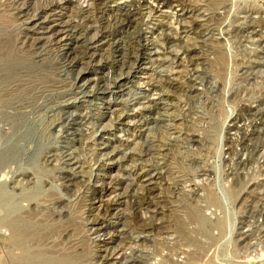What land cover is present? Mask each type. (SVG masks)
<instances>
[{"label":"rangeland","instance_id":"1","mask_svg":"<svg viewBox=\"0 0 264 264\" xmlns=\"http://www.w3.org/2000/svg\"><path fill=\"white\" fill-rule=\"evenodd\" d=\"M139 1L103 0L96 11L91 0H73L71 8L60 4L56 9L49 5L54 0H25L28 18L13 23L0 16V63L5 64L0 66V264L62 263L45 255L27 262L29 251L20 244L18 226L8 220L19 214L36 216L46 221V230L53 229L41 245L49 254L66 251L73 237H88L101 251H111L120 241L122 250L111 264L134 259L171 264L163 258L176 255L175 222L198 231L189 209L198 210L213 231L210 257L200 264H264V0L216 5L174 0L167 8ZM4 2L15 11L22 6L20 0H0V10ZM39 5L46 13L32 16ZM80 8H91L89 17L105 25L113 48L96 46L78 74L69 69L67 58L84 42L85 31H78L79 40L68 37L58 45L47 27L74 25L73 14ZM182 16H191L189 23ZM161 27L169 39L157 45L161 35L156 28ZM21 31L35 46L21 45ZM215 40L224 62L216 61ZM84 77L98 78L105 92ZM124 114L146 125L118 124V115ZM148 134L158 151L130 160V152ZM101 136L114 138L111 145L127 151L98 150ZM131 137L139 142L136 147L129 141L124 145ZM135 217L162 222L164 228L143 233L135 228ZM193 236L210 239L196 232Z\"/></svg>","mask_w":264,"mask_h":264},{"label":"bare ground","instance_id":"2","mask_svg":"<svg viewBox=\"0 0 264 264\" xmlns=\"http://www.w3.org/2000/svg\"><path fill=\"white\" fill-rule=\"evenodd\" d=\"M7 1V0H6ZM21 2L19 3V4H21L20 6L21 7H17L16 9H17V11H15V8L13 7V4H10V3H7V2H4L3 3V6H4V8H3V13H1L0 14V16H1V18H4V19H6V20H8V22H13V23H15V22H17V21H19V20H21L22 18H24V19H26V18H28V13H27V8H28V3L27 2H25V0H20ZM44 1V0H43ZM72 1L73 0H54V3H51V4H49L50 5V7L52 8V9H56V8H59L60 6V4H66V6H68V7H70V6H73L72 5ZM172 1H174V0H153V2H157L158 4L160 3H162V5H163V7L165 6L166 8H167V6H170L171 5V2ZM180 2H179V4L180 3H182L181 2V0H179ZM212 1V3H213V5H216V4H218V3H221L222 2V0H211ZM63 2V3H62ZM91 2H92V10L93 9H95L96 11L98 10V6L103 2V0H91ZM178 2V1H177ZM224 2V1H223ZM139 3H140V5L141 6H145V5H147V4H149V2L148 1H146V0H140L139 1ZM156 3V4H157ZM185 3V2H184ZM183 3V4H184ZM74 4V3H73ZM151 5H153L152 3H150ZM75 5V4H74ZM1 6H2V4H1ZM76 6V5H75ZM73 7L74 9L76 8V7ZM150 6V5H149ZM149 6L147 7V8H149ZM154 6V5H153ZM179 6V5H178ZM23 7H26L25 9H23ZM38 7V8H37ZM35 9H34V12H33V15L32 16H39L40 14H45L46 12H45V10L46 9H44L43 8V6H37ZM124 7V6H123ZM71 8V7H70ZM91 8H89V9H83V8H80V10L78 11V12H75L74 14H73V16H74V18H76L77 19V22H75V24L74 25H72L71 23L70 24H68V25H66V26H64L63 28H60V29H58V28H50V27H47V29H49V38H50V40L51 41H53V42H55L56 44H61L62 42H64V41H66L67 40V38L69 37L70 39L69 40H71V41H74V39L75 40H79L80 39V37H79V32L78 31H85V35H83V43H80V44H76L74 47H73V49H71V50H73L71 53H69L68 54V58H67V61H68V67H69V69H71V70H77V72H78V74H81V72L83 71L82 69H83V66L84 65H88L91 61L89 60V59H91L92 57H94V52H95V50H96V46H98V45H101V47H103V46H106L107 48L109 47L110 49H112L113 48V46H112V38H109V36L107 37L105 34H106V32H104V30L106 29L105 28V25H103L102 24V22H100V21H98V20H96V19H94L93 17L92 18H90L89 16L92 14V11H91ZM119 8L120 7H117L115 10H119ZM121 8H122V6H121ZM151 8V7H150ZM154 8V7H153ZM152 8V12H153V9ZM158 8H160V7H158ZM169 8H171V7H169ZM173 8V7H172ZM162 9V8H161ZM0 10V11H1ZM49 10V9H48ZM123 10H124V8H123ZM157 10H160V9H157ZM119 11H121V10H119ZM155 12V11H154ZM153 12V13H154ZM161 12H163L162 10H161ZM94 13V12H93ZM125 13V12H124ZM156 13V12H155ZM120 14V13H119ZM131 13H128V14H125V16L127 17V22L128 23H131V20L129 19V15H130ZM162 14V13H161ZM118 15V14H117ZM123 15V14H122ZM181 17V16H180ZM182 17H184V16H182ZM191 17V16H190ZM190 17H184V20H185V22H186V20H191L190 19ZM194 17V16H193ZM193 17H192V20H193ZM257 17H259V16H257ZM256 17V18H257ZM255 17H253V22H255L254 19ZM261 18V17H260ZM122 19V18H121ZM124 19V18H123ZM183 19V18H182ZM184 20H180L181 22H182V24H183V22H184ZM196 20V21H195ZM200 20V19H199ZM198 20H197V18H195L194 19V23L195 22H197ZM250 21H251V18H250ZM252 21L250 22V24H251V26H253V24H252ZM260 21H262V20H260ZM184 22V23H185ZM188 22V21H187ZM186 22V23H187ZM189 23V22H188ZM259 23V22H258ZM181 24V25H182ZM254 24H256V22L254 23ZM160 25V24H159ZM190 25H193L192 23L190 24ZM202 25V24H201ZM182 26H185L184 24L182 25ZM186 26H188V28H187V30H189V24H187ZM195 26V25H194ZM256 26H257V24H256ZM163 27V26H162ZM161 27V29H159V28H156L157 29V31L159 32L158 34H160L161 35V37H158V39H156V42L155 43H157V45H159V44H162V42L161 43H159V41L158 40H161L162 38H167V39H169V35H168V37H164L163 36V34H162V31H163V28ZM193 27V26H192ZM198 27V26H197ZM254 27V26H253ZM183 28V27H182ZM186 28H184V29H186ZM196 28V27H195ZM160 30V31H159ZM183 30V29H182ZM184 31V30H183ZM186 31V30H185ZM184 31V32H185ZM190 31H193V30H190ZM194 31H196V29H194ZM82 33V32H81ZM89 34H91V35H89ZM159 35V36H160ZM200 35V34H199ZM80 36H82V35H80ZM201 36V35H200ZM172 38V37H171ZM196 38V37H195ZM198 38V37H197ZM81 39H82V37H81ZM143 40V39H142ZM165 40V39H164ZM29 41H30V39H29V37H28V32L27 33H24V31H21V33H20V43H21V45L23 46V47H26V45L27 46H35L34 44H35V40H33L31 43H30V45H28V43H29ZM112 41V42H111ZM115 43L117 42V41H114ZM218 43L219 42V40H215V43ZM76 43V42H75ZM115 43H113V44H115ZM159 43V44H158ZM217 43L213 46V50L216 52V61L217 62H221V61H223L224 60V54H223V51H221L222 49H221V45L219 46V44L217 45ZM142 44H143V42H142ZM150 44V43H149ZM154 44V43H153ZM194 44V43H193ZM212 44V43H211ZM144 45V44H143ZM161 46H163V45H161ZM191 46H193V45H191ZM196 45L194 44V48L196 49V48H198V47H195ZM1 45H0V49H1ZM116 47V46H115ZM194 49V50H195ZM191 50V49H190ZM193 50V49H192ZM35 51V50H34ZM188 51H189V49H188ZM189 52H191V51H189ZM126 53V52H125ZM1 56V55H0ZM3 58L4 57H0V62H3ZM195 59V58H194ZM166 60H168V59H166ZM191 60H193V59H191ZM164 61V60H163ZM189 61V60H188ZM197 61V59L195 60V63H197L196 62ZM224 62V61H223ZM160 63V62H159ZM1 64V63H0ZM180 64H181V62H180ZM192 64H194L193 63V61H192ZM2 65L3 66H5V64H1L0 66L2 67ZM1 69V68H0ZM2 70H3V68H2ZM2 70H0V71H2ZM35 73V72H34ZM172 73V72H171ZM174 73H175V71H174ZM8 74V73H7ZM33 74V73H32ZM15 74H13V76H14ZM34 75V74H33ZM41 76V75H40ZM37 77V76H36ZM39 78V77H38ZM85 78V77H84ZM8 79V78H7ZM169 79H170V76H169ZM85 80L87 81V82H93L94 81V83L96 84H99L98 85V87L97 88H99L98 90H99V92H103L106 88L103 86L102 87V85L99 83V79L97 78L96 80L94 79V78H91V77H88V78H85ZM168 80V79H167ZM170 80H172V79H170ZM169 81V80H168ZM173 81V80H172ZM170 82V81H169ZM27 83V82H26ZM172 83V82H171ZM97 84H96V86H97ZM153 84V83H152ZM173 84H175V82L173 83ZM19 85V84H18ZM101 85V86H100ZM151 85V84H150ZM116 86V85H115ZM152 86V85H151ZM158 86H154L153 88H154V90H158V88H157ZM95 92V91H94ZM105 92V91H104ZM160 95V94H159ZM177 98V97H176ZM158 102V101H157ZM159 103V102H158ZM161 103V102H160ZM162 104V103H161ZM157 108V107H156ZM163 108V107H162ZM158 109V108H157ZM111 113V112H110ZM148 114V113H147ZM125 115V114H124ZM115 116V115H114ZM113 116V117H114ZM119 117L117 118V120H118V124H120V125H124V126H135V127H139L140 129L142 128V127H144L146 124L145 123H143V124H139V122L137 123V122H135L134 121V117H135V115L133 116V115H125V116H123L122 115V117H120V115H118ZM117 120H116V122H117ZM112 123V122H111ZM141 123V122H140ZM240 125V124H239ZM134 129V128H133ZM122 130V129H121ZM141 131V130H140ZM146 131V130H145ZM109 134V133H108ZM146 135V134H145ZM135 136V135H134ZM101 137H103V136H101ZM100 137V138H101ZM125 137V136H124ZM145 137V136H144ZM114 138H111V137H109V136H107V137H103V139H101L100 141H102L101 143H99L100 145H98V150L99 149H103V148H108V147H111L112 148V151L111 152H109V149L107 150V152H109V153H112L113 152V154L115 153V152H118V151H120V147H118V146H116V144H115V146H114V144H113V146L111 145V143H112V140H113ZM145 140H144V143L142 144V145H140V147L139 148H136V149H134V152H130L131 154H130V156H129V159L130 160H134V159H136V158H140L145 152H151V151H158V147H157V145H156V142H155V138H154V136L153 135H147L146 136V138H144ZM125 141H126V143L124 144V145H126V144H128L127 142L129 141V142H131V143H133L134 144V146L136 147L137 146V144H139V142H136V138H134V137H131V139L130 138H125L124 139ZM124 142V141H123ZM120 145H122V143H120ZM127 146V145H126ZM121 148H124L123 146L121 147ZM105 149V150H106ZM125 149V148H124ZM126 150V149H125ZM127 151V150H126ZM125 151V154L126 153H128V152H126ZM124 153V152H123ZM125 154H124V159H125ZM47 155V154H46ZM49 155V154H48ZM108 155H110V154H108ZM52 156V155H51ZM50 156V157H51ZM117 156V155H116ZM46 157V156H45ZM110 157V156H109ZM47 159V158H46ZM49 159H51V158H49ZM48 159V160H49ZM110 159V158H109ZM111 159H112V157H111ZM141 159V158H140ZM47 160V161H48ZM138 160V159H137ZM109 161H111V160H109ZM129 161V160H128ZM114 162H116V161H114ZM111 163V162H110ZM41 171H42V169H41ZM43 171H45V169H43ZM146 174H147V172H146ZM144 175V174H143ZM148 175V174H147ZM140 176V175H139ZM111 177V176H110ZM146 177V176H145ZM145 177H144V179H142V180H145ZM148 177V176H147ZM146 177V178H147ZM152 178V177H151ZM109 182H111L110 180H109ZM155 182V181H154ZM147 183H149V182H147ZM151 183H153V182H151ZM110 184H112V183H110ZM106 185H107V183H106ZM155 185V184H154ZM111 186V185H110ZM109 186V187H110ZM108 187V188H109ZM112 187V186H111ZM110 187V188H111ZM154 187V186H153ZM152 187V188H153ZM103 188V187H102ZM105 188V187H104ZM107 188V187H106ZM109 188V189H110ZM151 188V187H150ZM151 188V189H152ZM149 189V188H148ZM155 189H156V187H155ZM143 190H144V188H143ZM146 191H148V190H146ZM149 192V191H148ZM147 194V193H146ZM148 195V194H147ZM153 195V194H152ZM145 196V195H144ZM148 196H151V195H148ZM159 195H157L156 196V198L158 197ZM139 197V196H138ZM138 197H136V200H138L137 198ZM146 197V196H145ZM153 197V196H152ZM154 197H155V195H154ZM159 197H161V196H159ZM119 198V197H118ZM124 198V197H123ZM143 198V197H142ZM148 199V198H147ZM146 199V200H147ZM150 199H151V197H150ZM158 199V198H157ZM208 199L211 201V202H215V199L213 198V196H210V195H208ZM109 201H110V199H108ZM108 200H106V201H108ZM112 200V199H111ZM120 200V199H119ZM136 200H134V201H136ZM140 200V199H139ZM142 200H144V199H142ZM146 200H145V202H146ZM152 200H154V199H152ZM151 200V201H152ZM112 201H115V200H112ZM150 201V202H151ZM139 202V201H138ZM142 202H144V201H142ZM141 201H140V203H142ZM144 202V203H145ZM147 202H149V201H147ZM146 202V203H147ZM154 202V201H153ZM109 203V202H108ZM112 203V202H111ZM119 203V202H118ZM122 203V202H121ZM136 203V202H135ZM155 203H157V201H155ZM106 204V203H105ZM115 204V203H114ZM137 204V203H136ZM143 204V203H142ZM152 204H154V203H152ZM111 205V204H110ZM137 205H139V204H137ZM137 205H136V207H137ZM141 205V204H140ZM149 205V204H148ZM148 205H146V206H148ZM155 205V204H154ZM157 205V206H156ZM155 206L156 207H158V205L159 204H156ZM145 206V207H146ZM155 206L153 207L154 209H155ZM108 207V206H107ZM135 207V206H134ZM143 207V206H142ZM109 208V207H108ZM141 208V207H140ZM153 208H151V211H153L152 209ZM160 208H161V206H160ZM105 209V208H104ZM103 209V210H104ZM107 209V208H106ZM110 209V208H109ZM112 209V208H111ZM147 209V208H146ZM145 209V210H146ZM157 209V208H156ZM159 209V208H158ZM119 209H117L116 211H118ZM136 210H138V208L136 209ZM135 210V211H136ZM147 210H149V209H147ZM160 210V209H159ZM105 211V210H104ZM150 211V212H151ZM155 211V210H154ZM153 211V212H154ZM157 211V210H156ZM161 211V210H160ZM160 211H159V213H160ZM115 212V211H114ZM112 213V211H111V213L112 214H115V213ZM139 213V211H136V213ZM105 213V212H104ZM107 213V212H106ZM108 213H109V211H108ZM155 213V212H154ZM154 213H152L153 215H155ZM198 213H199V211L198 210H196V209H189L188 210V214H189V217L188 218H190L189 220L190 221H192V222H195L194 224V226H197V230L198 231H196V227L195 228H193V230L194 231H192V232H189V231H187L186 229L187 228H185V225L184 224H181V222H179V221H176L175 222V224H174V227H173V230L175 231V234H176V236H178V237H176V238H179V240H177V241H179V243H177V242H175V243H177L176 245H179L180 243V245L182 246L183 245V247L181 248V247H176V245H175V247L174 248H172V250H175V253H176V255H167V256H165L163 259H165V260H167V261H169L171 264H200L202 261H204V260H207L208 259V256H209V252H210V250H211V248H212V246H213V238H211V236H209V232L211 231L212 232V234H213V231H212V229L210 230V228H212L210 225H209V222H208V220H204V219H202V218H200L199 217V215H198ZM118 215V214H117ZM134 215H135V213H134ZM157 215H158V213H157ZM161 215V214H160ZM11 216V215H10ZM13 216V215H12ZM11 216V218L9 217L8 218V220H9V224L11 223V225H14V227L15 226H18V227H16V228H18V235H19V237L18 238H20V244L21 245H23L24 246V249H26V250H28L29 251V253L28 252H26V255L24 256L26 259H27V262H29L30 260H32V259H34V258H37V257H39V256H43V255H45V256H48V258H50L51 259V261H52V259H55V260H57V261H55L54 260V262H62V263H66V264H108V262H109V264H111L110 263V261L111 260H113V257H114V255L116 254V252L118 251V250H122L121 249V247H119V243H120V241L118 242V245H116L114 242V244H115V246H113V248H112V250L110 251H107V248H106V250H102L101 251V249L99 250V248L97 247V249H96V246L94 245H92V241L90 240V238H85V239H81V240H78V238H74L73 237V239H72V241H70V244H69V246H68V249L66 250V251H64L63 253H58L57 254V252L56 253H51V254H49L48 252L49 251H47V252H44V250L42 249V246L41 245H43V242L45 241V239H46V237H47V235H49L50 233H53V232H51L53 229H51V231L50 230H46L47 229V225H46V221L44 222L43 220H37V219H35V217L36 216H34V217H32L31 215L29 216V215H23V214H19V215H16L17 217H12ZM15 216V215H14ZM120 215H118V217H119ZM136 216H137V214H136ZM140 216V215H139ZM105 217V216H104ZM117 217V216H116ZM134 217V216H133ZM132 217V218H133ZM154 217H156V216H154ZM132 218H131V220H132ZM158 218V217H157ZM161 218V217H160ZM129 219V218H128ZM134 219H136V217L134 218ZM145 219V218H144ZM159 219V218H158ZM134 223H135V221H138L137 219L134 221V220H132ZM145 221H147V220H145ZM144 220H141V218H140V220L136 223V224H134L135 225V228H137L138 230H140L141 232H143V233H150V232H152L153 230H155V229H157V228H161V227H163L164 228V225L163 224H155V223H146ZM153 222V221H156V219L155 220H150V222ZM159 222H160V220H159ZM191 222V223H192ZM157 223H158V221H157ZM197 224V225H196ZM211 224V223H210ZM213 227H215L214 225H213ZM216 228V227H215ZM55 229V228H54ZM98 229L99 230H102V227L100 228V227H98ZM123 229V228H122ZM134 229V228H133ZM17 230V229H16ZM214 230V229H213ZM122 231V230H121ZM136 231V230H135ZM159 231V230H158ZM191 231V230H190ZM194 232H196V233H200V234H203L206 238H210L212 241H201V240H198L196 237H194L193 236V233ZM110 233H112V232H110ZM16 234V233H15ZM124 235H123V237L125 236V233H123ZM120 236H122V235H120ZM119 236V238H120V240H122L123 239V237H120ZM208 236V237H207ZM242 237V236H241ZM17 238V237H16ZM111 239H113V238H111ZM125 239H127V238H124V240ZM129 239V238H128ZM247 239V238H246ZM245 239V240H246ZM116 240V239H115ZM91 241V242H90ZM111 241V240H110ZM114 241V240H113ZM130 241V240H129ZM123 242H125V241H123ZM246 242V241H245ZM244 241H240V243H241V245L242 244H244L245 243ZM112 243V242H111ZM126 243V242H125ZM128 243V242H127ZM126 243V244H127ZM98 244V243H97ZM124 243H121V245H123ZM99 245H101V244H99ZM93 246V247H92ZM174 246V245H173ZM65 247V246H64ZM95 247V249H93ZM106 247V246H105ZM108 247V246H107ZM169 247H171V246H169ZM101 248H103L102 246H101ZM170 249V248H169ZM20 250H23V248L22 249H20ZM97 250H98V252H97ZM171 250V249H170ZM169 250V251H170ZM23 253L25 252V251H22ZM22 253V254H23ZM28 253V254H27ZM174 253V252H173ZM25 254V253H24ZM23 254V255H24ZM57 254V255H56ZM117 254H118V252H117ZM116 256V255H115ZM179 257H182V259H178ZM210 257V256H209ZM261 257L262 258H264V253L263 254H261ZM47 259V258H46ZM49 259V260H50ZM115 259V258H114ZM210 259V258H209ZM48 260V261H49ZM251 261V260H250ZM114 262V264H115V261H113ZM62 263H60V264H62ZM140 263V260H138V259H134L132 262H130V263H128V264H139ZM30 264V263H29ZM34 264V263H33ZM35 264H36V261H35ZM113 264V263H112ZM116 264H120V262H117ZM122 264V263H121Z\"/></svg>","mask_w":264,"mask_h":264},{"label":"built area","instance_id":"3","mask_svg":"<svg viewBox=\"0 0 264 264\" xmlns=\"http://www.w3.org/2000/svg\"><path fill=\"white\" fill-rule=\"evenodd\" d=\"M1 256V255H0Z\"/></svg>","mask_w":264,"mask_h":264}]
</instances>
